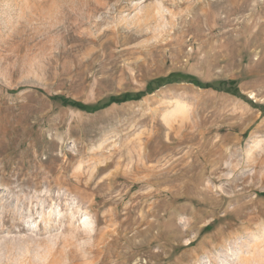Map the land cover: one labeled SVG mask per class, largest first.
Wrapping results in <instances>:
<instances>
[{
    "label": "rangeland",
    "instance_id": "obj_1",
    "mask_svg": "<svg viewBox=\"0 0 264 264\" xmlns=\"http://www.w3.org/2000/svg\"><path fill=\"white\" fill-rule=\"evenodd\" d=\"M0 264H264V0H0Z\"/></svg>",
    "mask_w": 264,
    "mask_h": 264
},
{
    "label": "trees",
    "instance_id": "obj_2",
    "mask_svg": "<svg viewBox=\"0 0 264 264\" xmlns=\"http://www.w3.org/2000/svg\"><path fill=\"white\" fill-rule=\"evenodd\" d=\"M193 83H195L197 86H200L199 82L196 81V80H194ZM225 91H227V90H225ZM67 103L70 104V105H75L76 104V103H72V102H67Z\"/></svg>",
    "mask_w": 264,
    "mask_h": 264
}]
</instances>
